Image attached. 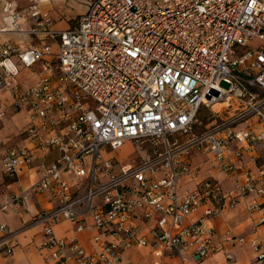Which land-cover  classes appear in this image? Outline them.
<instances>
[{
  "label": "built area",
  "instance_id": "built-area-1",
  "mask_svg": "<svg viewBox=\"0 0 264 264\" xmlns=\"http://www.w3.org/2000/svg\"><path fill=\"white\" fill-rule=\"evenodd\" d=\"M5 1L3 11L21 31L23 14ZM30 1L35 23L26 32L41 41L28 47L0 42V120L9 92L12 104L27 113L30 145L6 148L1 166L15 176L38 149H56L58 156L42 166L30 190L5 194L0 210L25 202L32 190L48 191L54 206L41 210L35 221L43 225L39 247L54 264H135L124 251L146 245L159 259L169 252L175 258L171 264L213 255L220 245L212 220L226 204L233 207L251 192L264 198V161L257 164L255 153L264 143V0H93L66 30L53 29L37 0ZM12 57L26 67L43 61L45 71L22 87ZM215 104L232 113L198 132L200 110ZM240 123L247 125L237 129ZM126 141L146 154L122 162L104 150H117ZM194 148L208 152L221 171L236 174L234 191L226 193L213 177L194 188L183 186L185 177L198 174L190 161ZM246 151L256 173L245 167ZM242 168L245 182L237 173ZM262 205L264 200L255 201L251 209ZM201 207L203 215L193 218ZM156 213V224L144 233L139 215L149 219ZM87 216L91 221L84 223ZM62 220L92 232L98 250L57 236L54 227ZM13 236L0 221V252L13 253ZM253 246L257 263L264 264L258 240ZM226 256L233 259L230 252Z\"/></svg>",
  "mask_w": 264,
  "mask_h": 264
},
{
  "label": "crops",
  "instance_id": "crops-1",
  "mask_svg": "<svg viewBox=\"0 0 264 264\" xmlns=\"http://www.w3.org/2000/svg\"><path fill=\"white\" fill-rule=\"evenodd\" d=\"M93 0H37L41 15H47L51 18L52 28L55 30H66L76 25L78 18L85 14ZM12 11H19L23 14L20 20V29L17 31L8 13L3 11L6 4L5 0H0V42L9 40L16 45L28 47L38 44L41 39L38 36L26 32L35 23V19L30 16V0H11ZM51 41V40H50ZM56 51L58 46L53 43ZM13 62L18 68L16 81L22 87H28L34 84L45 71L46 65L39 61L31 67L22 64L18 57H12ZM28 79V81H26ZM29 84H26V83ZM7 104L5 117L0 120V141L7 139L4 144L0 142V204L5 200V194L20 193L23 190H30L42 176V166L51 164L58 156V151L53 148L38 149L35 151L33 160L28 164H23L19 174L11 176L5 173L1 166V157L6 148L23 147L30 145L26 130L29 124L27 113L12 104V96L9 92L3 95ZM229 111L228 114H231ZM228 116V115H227ZM41 122V119L37 120ZM256 131L258 125L255 120L249 122ZM247 123L240 124L237 129L245 128ZM235 147L243 146V143L235 142ZM257 164L264 161V143L256 150ZM251 151H246L243 155L245 167L257 172V164L251 160ZM193 172H198L197 176L191 174L182 180L184 187L194 188L198 181L207 177L218 179L226 193L235 190L234 178L236 174L228 173L218 169L213 161V157L203 149H192L190 155ZM240 175L241 182H245L247 177L244 168L237 172ZM263 197L255 192L241 195L237 198L235 206L226 207L219 216L212 220L217 233V243L220 249L208 258L200 261L191 260L190 264H258L257 250L253 246V241L258 240L260 249L264 251V224L260 223V218L264 216V205L260 209L252 210L251 205L255 201L262 202ZM229 201L226 200V203ZM54 206L51 195L48 191L32 190L25 202L16 200L11 202L6 210H0V221L5 222L8 227L14 231L12 240L15 243L12 254L0 252V264H54L47 250L40 249L39 245L44 241L43 225L35 221L37 214L43 209H49ZM205 207H201L193 216L198 218L203 215ZM160 216L156 213L154 217L143 219L140 215L137 219L144 233H149L156 224ZM91 217L87 216L84 223H89ZM57 236L67 241L76 240L87 251L94 252L98 250L97 244L93 240V233L89 230H77V224L70 220H62L55 227ZM226 234L243 238V241L221 242V238ZM111 240L112 237L107 238ZM67 248H70L69 246ZM69 252V249H67ZM230 252L233 255L232 260H228L226 254ZM166 252V255L159 259L150 245L134 246L124 251L126 260L135 264H171L173 260Z\"/></svg>",
  "mask_w": 264,
  "mask_h": 264
},
{
  "label": "rangeland",
  "instance_id": "rangeland-1",
  "mask_svg": "<svg viewBox=\"0 0 264 264\" xmlns=\"http://www.w3.org/2000/svg\"><path fill=\"white\" fill-rule=\"evenodd\" d=\"M253 44H257V42L255 41ZM26 81H28V79H26ZM222 86L227 87L228 84L226 82H222ZM224 106L225 105L222 106V104H215L209 107H202L198 114V121L201 123L196 125V130L198 132L204 131L207 127H210V124L213 122H220L222 121V118H226L228 112L232 111V109H227ZM104 150L107 151L110 156L116 157L122 162L138 161L146 154L145 149H140L131 141H126L123 147L117 150H110L108 147L104 148Z\"/></svg>",
  "mask_w": 264,
  "mask_h": 264
}]
</instances>
